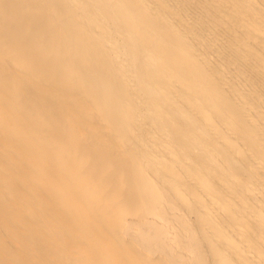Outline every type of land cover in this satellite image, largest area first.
Returning <instances> with one entry per match:
<instances>
[{
	"label": "bare ground",
	"instance_id": "obj_1",
	"mask_svg": "<svg viewBox=\"0 0 264 264\" xmlns=\"http://www.w3.org/2000/svg\"><path fill=\"white\" fill-rule=\"evenodd\" d=\"M0 264H264V0H0Z\"/></svg>",
	"mask_w": 264,
	"mask_h": 264
}]
</instances>
